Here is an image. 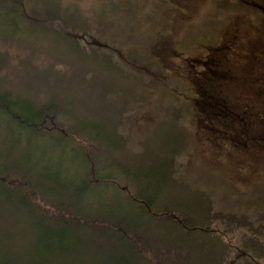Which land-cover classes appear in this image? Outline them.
<instances>
[{"label": "trees", "instance_id": "trees-1", "mask_svg": "<svg viewBox=\"0 0 264 264\" xmlns=\"http://www.w3.org/2000/svg\"><path fill=\"white\" fill-rule=\"evenodd\" d=\"M79 1L0 0L1 46L25 49L23 63L32 52L67 61L69 73L46 64L30 80L94 78L85 71L89 50L96 58V51L108 46L105 30L91 21L104 19L103 27L114 24V31L119 10L113 1L102 0L99 11H93L96 5L87 12ZM203 52L206 56L207 48ZM7 63L8 54L0 49V242L12 230L27 239L24 244L14 239L7 252L13 255L0 264H264V242L244 236L238 239L242 243L225 240L226 219L208 197H196L177 179L179 191L186 193H167L166 174L176 172L174 160L181 162L183 151L177 156L170 147L153 167L142 154L132 153L115 129L95 130L96 117L69 112L58 95L7 89L1 78ZM202 91L188 92L194 109L208 125L217 120L229 128L220 124L234 115L224 100ZM54 154L67 162L53 161ZM177 166L180 172L182 165ZM15 221L25 229L7 225ZM212 223L223 229L214 230ZM256 229L249 233L264 237V228Z\"/></svg>", "mask_w": 264, "mask_h": 264}, {"label": "rangeland", "instance_id": "rangeland-1", "mask_svg": "<svg viewBox=\"0 0 264 264\" xmlns=\"http://www.w3.org/2000/svg\"><path fill=\"white\" fill-rule=\"evenodd\" d=\"M101 1L80 0L79 7L88 12L97 5L93 11H99L105 5ZM111 1L119 10L113 17L115 30L110 31L114 24L104 28V19L91 21L105 30L108 46L96 51V58L89 50L84 65L92 80H30L46 64L62 74L67 61L32 52L23 63L25 49L0 44L8 54L1 70L5 87L19 95H58L69 112L96 117L95 130L115 129L117 137L128 140L131 152L142 154L153 167V160L170 147L177 156L183 151V163L175 159L176 172L166 174L167 193H186L175 179L183 181L196 197H208L212 209L226 219L227 242L242 236L264 242L249 233L264 228V0ZM106 78L109 82L103 83ZM203 89L218 102L224 100L234 114L233 120L220 123L229 128L217 120L208 125L194 109L188 92L204 94ZM51 159L67 162L58 154ZM7 225L20 231L26 227L16 221ZM211 227L223 229L218 223ZM2 236L8 237L0 242V259L13 255L7 252L14 239L22 241L18 244L27 239L17 238L15 230Z\"/></svg>", "mask_w": 264, "mask_h": 264}]
</instances>
